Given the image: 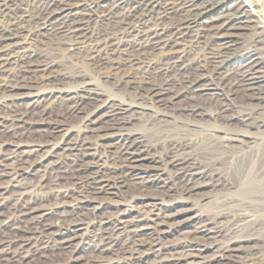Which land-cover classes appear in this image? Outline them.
Masks as SVG:
<instances>
[{
  "label": "bare ground",
  "instance_id": "bare-ground-1",
  "mask_svg": "<svg viewBox=\"0 0 264 264\" xmlns=\"http://www.w3.org/2000/svg\"><path fill=\"white\" fill-rule=\"evenodd\" d=\"M10 189L5 262L31 245L63 255L40 264H83L88 231L84 264H264V0H0ZM212 194L191 237L162 245L182 202Z\"/></svg>",
  "mask_w": 264,
  "mask_h": 264
},
{
  "label": "rangeland",
  "instance_id": "rangeland-1",
  "mask_svg": "<svg viewBox=\"0 0 264 264\" xmlns=\"http://www.w3.org/2000/svg\"><path fill=\"white\" fill-rule=\"evenodd\" d=\"M220 8V7H219ZM218 8V11H220V9ZM223 11H225L223 9ZM221 11V12H223ZM221 12H218V14H220ZM177 18V17H175ZM174 18V19H175ZM29 40L28 38H25L23 40H21V45L22 46H26L28 45ZM193 72H190V74H192ZM155 82L158 80V78L153 79ZM243 91H239L236 94V97L238 100L240 99H244L246 98L245 94H243ZM57 94V93H55ZM192 102H195L196 104H200V105H208L209 103H212L211 100L204 95H194L191 99ZM187 102L186 98H181L178 103L179 104H184ZM66 105H63L61 107H58L55 109L54 113H58V110H62L65 109ZM133 123L135 124L136 121L135 119H133ZM202 123L206 124V125H212V120L209 117L204 118V120L202 121ZM73 134H75V132H73ZM71 136V135H70ZM69 136V137H70ZM60 141V140H59ZM60 145V144H58ZM20 147L22 149H26V146L21 144ZM55 151H60L55 150ZM46 161L40 159L37 161V163H35L30 169H28L24 174H23V178L24 180H33L36 177L37 174V170L41 169V164H44ZM135 186H130L129 188L126 189L125 192L130 193V191L135 190ZM14 192V189H10L8 192H2L0 197H4L5 199H7L11 193ZM215 200V195L212 194V196H209L208 198H189L188 202H182L184 203L182 207H186L189 208L188 213L183 217V223L181 225L176 226V228L174 230L171 229H166V232L164 233L163 237H162V245L165 244H171V243H175V242H179L183 239H186L188 237H191L192 231L195 229L194 227H197L198 223H199V219L200 217H205L207 215H209V211H210V207L212 206L213 201ZM0 202H1V206H0V212L2 214H5L9 211V207L7 206V203L9 202V200H4L0 198ZM129 205V204H126ZM72 207V206H71ZM129 207V206H128ZM207 214V215H206ZM36 219V218H34ZM37 220V219H36ZM46 223H48V221H55L54 217H48L45 218ZM42 222H44V220L42 219ZM9 229V230H8ZM5 230V231H3ZM250 228H244L240 234L241 235H246L249 233ZM9 231V232H8ZM12 230L9 227H4L1 230V234L0 235H4V236H12ZM86 238L81 242V244H79V246H74L75 249V256L78 258L80 263H86V261L88 260L89 262V257L94 255L93 253H96V250H92L87 248L86 243L89 242V236H88V231H86ZM205 239L206 242H210L212 240H214V238H212L211 235L207 234L205 237H202ZM216 239L222 241L223 237L220 236H216ZM91 242V239H90ZM161 245V243L159 244ZM27 247V248H26ZM25 247V251L28 252L29 258L26 259V261L23 262H15V261H7L5 262V255L4 254H0V264H40L43 260L45 259H49V260H58L62 258V253H60L59 251H45L46 254H42L40 251L34 253L32 252L33 247L31 245H27ZM31 247V248H30ZM211 254V252H207L205 254V256H209ZM43 255H47L45 256V258L43 257ZM3 257V258H2ZM30 259V260H29ZM149 259H153L150 258ZM42 260V261H41ZM31 261V262H30ZM41 261V262H40Z\"/></svg>",
  "mask_w": 264,
  "mask_h": 264
}]
</instances>
